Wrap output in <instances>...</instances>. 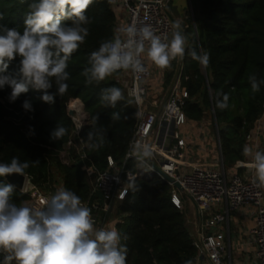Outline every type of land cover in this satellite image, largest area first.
<instances>
[{
    "label": "trees",
    "instance_id": "obj_1",
    "mask_svg": "<svg viewBox=\"0 0 264 264\" xmlns=\"http://www.w3.org/2000/svg\"><path fill=\"white\" fill-rule=\"evenodd\" d=\"M189 1L192 11L186 21L188 28L183 30L185 36L187 31L192 36L188 39L180 76V87L188 96L183 112L193 125L200 123L207 111L211 112L227 171L244 160L247 136L264 114V84L254 93L249 81L253 74L258 81L264 80V0ZM33 2L37 0H0V25L22 32L28 6ZM86 15L90 20L86 25L89 35L68 61V90L63 96H56L55 102L48 104L40 99L41 91L29 88L10 102L11 88L0 89V163H10L13 157L28 161L30 166L25 175L42 192H49L51 184L59 178L62 188L73 191L81 202L91 197L94 176L87 175L83 162L77 159L78 141L75 140L76 148L71 153L73 164L64 165L58 157L74 127L68 106L79 99L88 116L80 138L86 146L83 152L97 172L107 170L109 157L121 166L138 122L135 105L123 85L116 81L119 72L99 84L85 83L81 73L89 66L90 53L116 36L118 24L109 0H94ZM191 49L208 52L209 64L205 67L193 60L188 55ZM18 69L19 57L10 62L8 73L16 74ZM171 76L172 73L166 76V83ZM112 86L121 88L125 97L115 108L100 100L102 90ZM49 91L55 92V86ZM221 93L229 95L228 108L223 111L216 107ZM25 100L31 102L33 111L23 109ZM113 113H119L120 118L112 119ZM57 124L64 126L67 134L54 141L50 133ZM94 130L103 135V146L98 150L88 146L91 142L87 133ZM127 166L133 170L134 164ZM4 183L0 177V184ZM136 184L138 190L133 192L126 182L128 193L116 207L122 217L116 229L128 249L126 264H186V261L194 264L197 250L192 245L184 212L171 201L170 186L157 176L136 179ZM26 199L14 189V203L19 206Z\"/></svg>",
    "mask_w": 264,
    "mask_h": 264
},
{
    "label": "clouds",
    "instance_id": "obj_2",
    "mask_svg": "<svg viewBox=\"0 0 264 264\" xmlns=\"http://www.w3.org/2000/svg\"><path fill=\"white\" fill-rule=\"evenodd\" d=\"M93 3L94 0H37L28 6L22 32L0 25V89L11 88L10 102L29 88L41 91L40 99L48 104L67 92L68 61L89 35L86 11ZM172 28L171 39L157 35L150 25L120 28V35L104 41L98 50L90 53L89 66L81 73L85 83L99 84L119 71H131L139 80L146 71L145 57L161 70L169 68L173 60L184 58L187 44L181 24L175 22ZM188 55L202 66L209 64L210 55L206 51L198 53L191 49ZM17 57L18 73H8L10 62ZM249 81L254 93L264 84L254 74L249 76ZM53 86L56 91L50 92ZM221 96L216 107L223 111L228 108L229 95L221 93ZM124 99L123 90L116 86L103 89L100 96L101 103L112 108ZM134 102H142L139 92L134 95ZM22 107L25 111L34 110L29 100ZM135 116L139 117L140 113L136 112ZM119 118V113L112 114V119ZM66 134L67 129L57 124L50 138L55 141ZM87 138L91 142L89 148L98 150L103 146L99 130L89 131ZM243 155L251 157L248 166L255 171L256 186L264 188V152H253L246 145ZM129 156L143 164L153 157V148L147 142L135 141ZM29 166L28 161L13 157L10 163H0V177L24 176ZM127 182L133 192L138 190L134 175L128 174ZM13 192L14 185L0 184V254L3 255L0 264H13V261L15 264H126L128 249L121 243V234L115 228L96 229L91 209L73 191L58 189L42 202V207L18 206L12 201ZM127 193L126 189L124 195Z\"/></svg>",
    "mask_w": 264,
    "mask_h": 264
},
{
    "label": "built area",
    "instance_id": "obj_3",
    "mask_svg": "<svg viewBox=\"0 0 264 264\" xmlns=\"http://www.w3.org/2000/svg\"><path fill=\"white\" fill-rule=\"evenodd\" d=\"M170 1L112 0L110 6L115 11L121 28L131 24L137 27L150 25L157 35L169 38L174 24L168 10ZM188 4L191 13L189 0ZM174 61L178 64V70L170 85L163 90L158 82L153 84L154 86L151 85L154 73L146 57V71L141 74L139 80L131 71H119L120 76L116 77V81L123 85L127 97L135 105L136 112L140 113L121 166H117L110 157L108 168L103 172H97L90 165L89 158L83 152L86 146L80 138L81 131L88 124V116L79 99L72 102L78 103L79 109H71L72 103L68 106V110L74 112L71 117L74 127L58 157L64 165L73 164L75 159L71 153L73 148H76L75 140L78 141L77 159L83 162L82 168L87 175L94 176L91 197L82 201V204L91 209L93 223L98 224L97 229H116L117 224L122 223L120 219H112V214L117 200L123 197L127 188L128 174L134 175L136 179L157 176L170 186L171 201L176 208L184 211L182 196L193 209L191 220L186 219V222L193 226L192 245L197 250L194 264H234L230 245L220 236L218 226L227 223L232 212L246 207L252 209L251 215L254 219L249 238L254 247L250 264H264V191L256 186L255 171L249 164L247 167L250 170L246 175H229L223 167L209 169L187 161V154L192 148L187 138L181 135V129L189 124L183 112L188 96L180 87L182 59L177 58L172 62ZM137 92L142 96L140 104L134 102ZM205 136L201 131L199 137L204 139ZM217 139L219 140L218 136ZM249 139L250 135L247 136V140ZM135 141L147 142L153 148V157L143 164L134 156H129L131 145ZM130 163L134 164L133 170L127 168ZM24 176L20 193L27 199L23 204L42 207V202L53 194L42 192L32 183L29 176ZM175 184H178L180 189H177ZM94 193L99 194V199L92 198Z\"/></svg>",
    "mask_w": 264,
    "mask_h": 264
},
{
    "label": "crops",
    "instance_id": "obj_4",
    "mask_svg": "<svg viewBox=\"0 0 264 264\" xmlns=\"http://www.w3.org/2000/svg\"><path fill=\"white\" fill-rule=\"evenodd\" d=\"M172 1V0H171ZM179 3V2H178ZM182 5H180L179 9V17L176 18L172 14L171 17L175 22H179L181 24L182 29L186 30L188 25L183 21L182 18ZM185 15V14H184ZM182 19V20H181ZM183 30V34H184ZM118 34V33H117ZM116 34V35H117ZM187 46V45H186ZM147 63H149L153 73L154 78L151 81V85H156L157 82L160 84L162 90L167 88L166 86L169 83H166V76L172 73L171 79L173 78V70L169 68L167 69H159L155 65H153L150 61L146 59ZM171 82V80H170ZM153 85V86H154ZM215 120L213 119V122ZM200 123L193 125L188 124L181 129V135L187 138L188 143L191 145L192 151L187 154V161L194 164L200 165L209 169H220L223 167V158L221 155V147L220 142L217 139V127H215V133L210 135L206 128H202L205 133L204 139H201L200 136ZM249 146L253 149V152L259 150L264 152V115H262L254 124V128L250 133V139L246 140L245 146ZM251 162V157H245L243 161L237 162L230 170L225 171L227 174H238V175H246L249 173V168L247 165ZM242 164V165H241ZM224 169V167H223ZM58 180V189H60L61 181ZM60 183V184H59ZM57 189V190H58ZM264 191V188H262ZM50 193V192H47ZM53 194V193H51ZM93 199H99V194L94 193ZM122 201V198L118 199L116 202L117 205ZM189 203V202H188ZM115 207L114 213L112 214V219H120L117 214V209ZM185 208V206H184ZM189 213L184 212L186 219L191 220L192 207L189 204ZM251 208H241L238 211H234L229 215V219L227 223L219 225L218 231L222 239L226 244L230 245L231 248V258L234 264H250L253 260L254 247L250 242V230L254 226V219L251 215ZM110 221V220H109ZM122 221V220H121ZM187 223V222H186ZM190 229V234L193 231V226L188 222L187 224ZM94 227L97 229V222L94 224ZM15 262L13 261V264Z\"/></svg>",
    "mask_w": 264,
    "mask_h": 264
},
{
    "label": "rangeland",
    "instance_id": "obj_5",
    "mask_svg": "<svg viewBox=\"0 0 264 264\" xmlns=\"http://www.w3.org/2000/svg\"><path fill=\"white\" fill-rule=\"evenodd\" d=\"M179 2V3H178ZM180 5H182V7H183V9H182V18H183V21L184 22H186L187 21V17H189L190 16V10H189V4H188V0H172V1H170L169 2V4H168V10H169V12H170V14H172L174 17H176V18H178L179 17V12L181 11H179V9H180ZM185 14V15H184ZM182 20V19H181ZM117 28H116V32L119 34V29L121 28L120 27V25H119V21L117 20ZM195 32H196V30H195ZM171 36H172V34L169 36V39H171ZM192 35H191V32H186V38H187V43H188V39L191 37ZM187 45V44H186ZM177 66H178V64H177V62L176 61H174V62H171V66H170V69L171 70H173V74L176 72V70H178L177 69ZM172 80V79H171ZM170 85V82H169V84H167L166 86H169ZM155 97V96H154ZM200 125H201V129H200V131H199V133L201 132V131H203L202 130V128L204 129V128H206L207 130H208V133L211 135H213L215 132V123L213 122V119H212V114H211V112L210 111H207L206 112V114H205V117L203 118V120L200 122ZM54 181H55V179H54ZM57 189H58V181H57V183H53V184H51V187H50V189H49V192L50 193H53V194H55V192L57 191ZM181 199L183 200V202H184V206H185V208H184V211L185 212H187V213H189V203L181 196ZM15 264V263H14Z\"/></svg>",
    "mask_w": 264,
    "mask_h": 264
},
{
    "label": "water",
    "instance_id": "obj_6",
    "mask_svg": "<svg viewBox=\"0 0 264 264\" xmlns=\"http://www.w3.org/2000/svg\"><path fill=\"white\" fill-rule=\"evenodd\" d=\"M68 115L70 117H73L74 116V112L72 110H68ZM3 178H4V180H5V182L7 184L14 185V189H16L17 191L20 192V190H22L23 184H24V180H25V176H21V175H18V174H12V175H8V176L3 177ZM175 187L177 189H180V186L178 184H175Z\"/></svg>",
    "mask_w": 264,
    "mask_h": 264
},
{
    "label": "bare ground",
    "instance_id": "obj_7",
    "mask_svg": "<svg viewBox=\"0 0 264 264\" xmlns=\"http://www.w3.org/2000/svg\"><path fill=\"white\" fill-rule=\"evenodd\" d=\"M72 104H73V103H72ZM78 107H79V104H78V103H77V104H73V105L71 106V109H72V108H74V109H79Z\"/></svg>",
    "mask_w": 264,
    "mask_h": 264
}]
</instances>
